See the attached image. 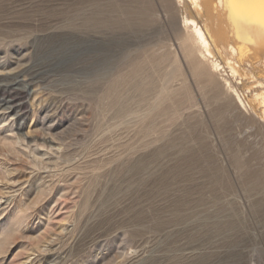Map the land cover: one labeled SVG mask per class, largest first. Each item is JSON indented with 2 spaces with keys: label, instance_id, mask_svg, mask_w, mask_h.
Returning <instances> with one entry per match:
<instances>
[{
  "label": "rangeland",
  "instance_id": "rangeland-1",
  "mask_svg": "<svg viewBox=\"0 0 264 264\" xmlns=\"http://www.w3.org/2000/svg\"><path fill=\"white\" fill-rule=\"evenodd\" d=\"M154 1L155 26L126 28L86 22L127 0H0V264H264V182L230 157L257 167L264 137L240 118L217 129ZM165 45L194 108L106 99L137 50Z\"/></svg>",
  "mask_w": 264,
  "mask_h": 264
},
{
  "label": "bare ground",
  "instance_id": "bare-ground-1",
  "mask_svg": "<svg viewBox=\"0 0 264 264\" xmlns=\"http://www.w3.org/2000/svg\"><path fill=\"white\" fill-rule=\"evenodd\" d=\"M127 2L130 4L122 9L119 18H111L107 13L98 12V17L88 20L87 25L95 26L102 23L105 26L147 28L159 22V11L154 0ZM159 4L168 22L176 28L189 69L202 92L217 129L223 131L225 126L233 125L230 122L240 118L244 127L252 129L256 138H263L264 30L258 24L246 23L244 19L253 15L254 10L229 9L225 6L224 0H159ZM178 11L184 14L181 27L176 25ZM129 63L131 70L127 74H119L120 76L113 81L109 93L107 92L106 99L112 104H119L126 93V88L131 87L137 93L138 100L142 101L152 94L155 95L156 101L151 110L157 108V103L159 107L168 100L173 102V114L179 115L183 110H190L196 106L192 88L179 65L178 56L172 52L170 45L139 49L136 56L130 58ZM167 66L175 68L168 73L165 70ZM176 81H182V86L178 90L173 89V83ZM236 81H239L248 94L245 100L239 95ZM131 113L132 110L125 112L127 115ZM0 143L5 145V140ZM263 152L261 150L256 154L257 160H261L257 167L245 162L235 151L230 157L235 167L240 170L246 168L247 178H258L264 182ZM219 181L217 182L220 183ZM17 214L10 223L3 222V226H18L20 220L25 217L23 208Z\"/></svg>",
  "mask_w": 264,
  "mask_h": 264
},
{
  "label": "snow or ice",
  "instance_id": "snow-or-ice-1",
  "mask_svg": "<svg viewBox=\"0 0 264 264\" xmlns=\"http://www.w3.org/2000/svg\"><path fill=\"white\" fill-rule=\"evenodd\" d=\"M229 9H252L253 15L244 17L246 23L258 24L264 30V0H224Z\"/></svg>",
  "mask_w": 264,
  "mask_h": 264
}]
</instances>
